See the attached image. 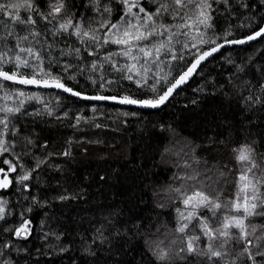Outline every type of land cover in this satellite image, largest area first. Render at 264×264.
Returning a JSON list of instances; mask_svg holds the SVG:
<instances>
[{"label":"trees","instance_id":"1","mask_svg":"<svg viewBox=\"0 0 264 264\" xmlns=\"http://www.w3.org/2000/svg\"><path fill=\"white\" fill-rule=\"evenodd\" d=\"M144 2L149 8L155 7L151 0ZM36 4L46 11L48 0H36ZM66 4L77 17L95 15L89 10L88 0H66ZM113 7L115 21L120 15V5L113 0ZM213 8L216 11L210 35L223 37L231 32L233 35L228 39L244 38L264 26V0H229L228 5L213 3ZM16 27L19 31L23 26ZM37 27L44 31L51 25L39 21ZM39 39L41 44L35 45L37 48L45 41L55 45L51 50L44 48L45 67L49 59L69 63L72 67L68 73L55 63L51 71L75 74V80L65 81L69 86L88 94L95 92L96 86L87 77L97 75L88 70L89 62L96 58L82 52L83 59L78 60L67 53L69 47H83L75 37L62 34ZM110 47L117 50L115 45ZM210 47L205 45L201 50ZM61 49H65L64 54ZM48 51L53 53L52 57H47ZM184 55L193 59L187 51ZM113 59L124 63L121 57ZM184 63L173 61V69L177 66L182 69ZM78 66L85 68L83 74ZM173 69L163 67V74L170 73L171 79L176 75ZM105 75L111 79L119 73L105 65ZM3 83L9 89L24 88ZM262 85L264 38L222 51L204 64L164 107L155 111L85 102L58 91L24 88L40 94L43 102L28 101L27 115L11 117L19 133L9 134L7 139L15 141L14 153L20 155L26 168H32L40 160L45 163L26 182L30 191L18 190L14 181L7 192L0 193L11 213L6 221H0V243L11 239L13 245L5 254H10L16 264H202L199 258L182 259L185 254H176L181 245L174 228L178 209H185L175 189L183 186L181 191L190 194V185L196 184L204 191L221 193V199L234 193L239 165L233 149L247 143L256 149L258 161L264 154ZM109 87L112 91L105 95L128 90L151 95L128 80H118ZM248 96L261 100L250 103L245 99ZM15 102L13 97L8 106H14ZM5 103L0 99V105ZM93 106L96 112L92 111ZM46 108H51V115ZM78 115L87 117V122L81 120L77 125ZM26 138L33 143L28 144ZM65 151L69 154L64 155ZM4 159L15 161L9 153L0 156V167L7 171ZM193 170L200 173L201 183L184 179ZM16 175L11 173L10 178ZM62 195L69 198L59 199ZM32 197L38 203L31 204L32 212H25L32 221V235L28 240L15 239L4 229L19 224V213L30 205ZM45 233L49 234L47 239ZM174 239L176 244L171 243ZM18 245L24 250L15 251ZM60 247H66L67 251L60 252ZM161 248L169 252L166 260L157 259L155 253Z\"/></svg>","mask_w":264,"mask_h":264},{"label":"snow or ice","instance_id":"2","mask_svg":"<svg viewBox=\"0 0 264 264\" xmlns=\"http://www.w3.org/2000/svg\"><path fill=\"white\" fill-rule=\"evenodd\" d=\"M114 2L120 5V15L115 21L112 19L113 0H88L89 10L95 13L90 18L83 15L77 17L67 6L66 0H48L46 11L41 10L36 0H0V92L3 93L0 99L7 101L16 98L14 106L6 103L0 105V156L9 153L15 161H2L8 170L0 167V190H7L15 181L18 190L30 191L26 182L32 180L33 171L45 163L40 160L32 168H26L20 155L14 153L15 141L7 139L9 134L16 136L19 133L11 117L27 115L25 104L28 101L43 102L40 94L27 92L24 88L58 89L86 102H112L156 109L164 105L200 64L220 51L225 43L241 45L264 37V26L244 38L228 39V36L233 35L231 32L223 37L209 34V30L214 29L212 21L216 9L213 3L228 5L229 0H151L154 8L147 7L144 0ZM22 12L24 15H21ZM6 20L10 23H6ZM39 21L51 27L41 31L37 27ZM17 25L23 27L17 31ZM62 34L75 37L83 46L69 47L68 54H74L78 60L83 59L82 52L96 58L89 62L88 70L97 75L87 77L96 86L94 93L88 94L65 82L68 79L75 80V74L62 75L51 71L55 63L62 67L64 73H68L71 64H61L57 58L49 59L47 67L44 66V48L51 50L55 45L49 41H45L40 48L35 45L41 44L39 38L42 36L51 35L55 38ZM221 39L224 43H217ZM112 45L117 46V50L113 51ZM205 45L212 47L201 50ZM104 49L107 51H102ZM192 49L198 50L192 52ZM60 51L65 53V49ZM185 51L191 53L193 59L188 60ZM52 56L53 53L48 51L47 57ZM114 57H121L124 63ZM173 61H184L183 68L177 66L173 69ZM105 65L119 73V76L107 78ZM163 67L176 70V75L169 79L170 73L163 74ZM78 69L80 74L85 71L83 67L78 66ZM118 80H128L151 95L137 94L132 90L105 95V92L112 91L109 86ZM3 82L24 88L9 89ZM245 99L250 103H259L261 100L260 97L253 100L251 96ZM45 110L49 115L52 114L51 108ZM92 111L96 112L95 106ZM75 119L77 125L81 120H88L79 115ZM95 126L101 127L99 124ZM26 139L28 144L33 143L31 139ZM233 152L239 169L235 191L229 197L221 199V193L204 191L196 184L190 185V194L181 191L183 186L175 189L182 197L185 209H178V221L174 228L181 245L176 254H185L182 259L193 256L199 258L202 264H264V154L258 161L255 158L256 149L247 143L234 148ZM63 154L69 153L65 151ZM11 173L17 175L10 178ZM199 177L200 173L193 170V174L186 175L184 179L201 183ZM68 198L63 195L59 197L61 200ZM36 203L38 201L32 197L30 205L19 213V224L4 231L11 232L15 239L28 240L33 227L25 212H32L31 204ZM7 204L6 200L0 198V221H6L11 214ZM48 235L45 233V239ZM55 239L59 240L60 237L56 235ZM171 243L176 244L177 240ZM12 247L11 239L0 243V264H16L10 254H5V250ZM14 250L19 252L24 249L18 245ZM59 251H67V248L60 247ZM155 254L158 260H166L169 256L168 250L163 248Z\"/></svg>","mask_w":264,"mask_h":264},{"label":"water","instance_id":"3","mask_svg":"<svg viewBox=\"0 0 264 264\" xmlns=\"http://www.w3.org/2000/svg\"><path fill=\"white\" fill-rule=\"evenodd\" d=\"M263 38H264V37H260V38H258V39L255 40V41H250V42H248V43L241 44V45H229V44H226V43H225V46H224L223 48H221L220 51L214 53L213 56L208 57L205 61H203V62L200 64V66L197 68L196 72H195L190 78H192V77L198 72V70H199L204 64H206L207 62H209L210 60H212L214 57L218 56L222 51H224V50H226V49L233 48V47H239V46L250 45V44H253V43H256V42L262 40ZM223 43H224V42H223ZM190 78H189V79H190ZM189 79H188V80H189ZM187 82H188V81H187ZM187 82H186V83H187ZM186 83H185V84H186ZM185 84L181 85L180 88L176 89L175 92L173 93V95H174L178 90H180ZM20 86H21V85H20ZM28 88L42 89V88H35V87H28ZM42 90H52V91H58V92L64 93V92H62L61 90H58V89H42ZM64 94L70 96V95L67 94V93H64ZM173 95H172V96H173ZM172 96H171V97H172ZM171 97H169V100L171 99ZM74 98H75V97H74ZM77 99H78V98H77ZM79 100H80V99H79ZM169 100H168V101H169ZM82 101H83V100H82ZM168 101H167L164 105H162V106H160L159 108H156V109L139 108V107L131 106V105H119V106L133 107V108H137V109H140V110L155 111V110H159V109H161L162 107H164V106L168 103ZM85 102H86V101H85ZM91 103H97V102H91ZM99 103H109V104L118 105V104H115V103H112V102H99Z\"/></svg>","mask_w":264,"mask_h":264},{"label":"rangeland","instance_id":"4","mask_svg":"<svg viewBox=\"0 0 264 264\" xmlns=\"http://www.w3.org/2000/svg\"><path fill=\"white\" fill-rule=\"evenodd\" d=\"M10 100H11V99H9V100L6 101L7 104L9 103ZM7 190H8V189H7ZM7 190H0V193H5V192H7Z\"/></svg>","mask_w":264,"mask_h":264}]
</instances>
